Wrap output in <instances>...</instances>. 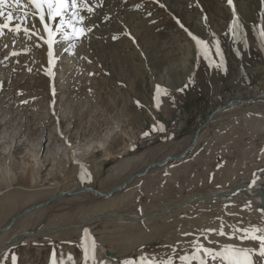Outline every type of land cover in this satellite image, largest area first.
Masks as SVG:
<instances>
[{
    "label": "rangeland",
    "instance_id": "1",
    "mask_svg": "<svg viewBox=\"0 0 264 264\" xmlns=\"http://www.w3.org/2000/svg\"><path fill=\"white\" fill-rule=\"evenodd\" d=\"M223 3L78 0L76 10L85 19L76 27L91 30L70 40L56 33L51 63L41 36L29 37L21 31L0 37V173L7 179L0 174V203L14 190L39 191L47 198H35L33 203L49 201L40 214L16 226V230H42V235H32L8 249L0 256V264H83L85 242L79 236L47 237L50 232L44 231L56 225L66 227L56 232L79 230L92 240L90 245L94 241L99 264L125 260L139 264L142 256L172 258L173 264H200L201 259L206 264H228L223 257L213 259L196 252L197 242L217 252L228 244L253 248V264H264L258 241L244 238L243 231L264 227L261 205L243 198L221 205L207 195L231 184L250 190L253 181H264V96L258 97L264 94V37L260 35L264 0ZM26 9L6 6L0 22L13 10L23 26L37 31L40 21L30 10L25 20L21 12ZM137 31L140 37L133 39L131 33ZM236 92L244 102L213 118L187 157L151 170L117 192L121 202L117 215H148L138 221L148 239L132 241L138 244L124 257L116 250L106 251L101 239L114 237L116 224L105 225V214L93 216L92 204L98 199L81 195L93 194L79 192L83 178H76L73 168L102 166L92 188L84 190L106 191L110 180L114 189L149 164L180 154L209 113ZM127 161L131 165L124 168ZM68 191L79 197L68 199L73 196ZM169 212L174 213L158 219ZM197 219L202 226L195 223ZM221 228L225 235L219 234ZM62 255L69 260L63 261ZM180 256L189 260L181 261Z\"/></svg>",
    "mask_w": 264,
    "mask_h": 264
},
{
    "label": "bare ground",
    "instance_id": "2",
    "mask_svg": "<svg viewBox=\"0 0 264 264\" xmlns=\"http://www.w3.org/2000/svg\"><path fill=\"white\" fill-rule=\"evenodd\" d=\"M216 2H217V4L218 5H222V6H224V3H223V1H225V0H215ZM26 3H27V0H26ZM159 3V2H158ZM174 3V2H173ZM177 3V2H176ZM222 3V4H221ZM160 4V3H159ZM170 4V3H169ZM161 5V4H160ZM178 5H179V3H178ZM183 6V5H182ZM171 7H172V5H171ZM174 7V6H173ZM86 8V7H85ZM175 8V7H174ZM184 8V7H183ZM181 9V8H180ZM26 10H30L31 12H32V8H31V6H29L28 4H27V9ZM203 11V10H202ZM175 13V12H174ZM234 13V12H233ZM236 13V12H235ZM170 14V13H169ZM173 14V13H172ZM180 15V14H179ZM185 16V15H184ZM235 16V15H234ZM110 17V16H109ZM181 17H182V15H181ZM187 17V16H186ZM37 18H38V16H37ZM180 18V17H179ZM235 19H236V17H235ZM46 20H47V17H46ZM180 21V20H179ZM189 21V20H188ZM59 22V18H57V20L56 21H48V23H49V27H51L52 29H53V31L55 32V29H56V24ZM139 23V22H138ZM193 23H194V21H193ZM192 23V24H193ZM196 23V22H195ZM198 24V23H197ZM178 25H179V23H178ZM208 25V24H207ZM124 26V25H123ZM238 27V26H237ZM198 28H199V26H198ZM133 29V28H132ZM37 31H39V33H40V35L39 36H41V37H43V39H44V41L42 40V42H43V46L45 47V50L47 51V53H46V55L48 56V46H47V43H46V40H47V33L46 32H44V30H43V25L41 24V23H39L38 24V27H37V29H36ZM188 31V30H187ZM6 33H10V32H8V30H5V34ZM135 33V34H134ZM132 32L131 34H133L132 36H133V39H138L139 37H140V34H139V32L137 31V32ZM235 34V33H234ZM57 39V38H56ZM53 40H55V36L53 37ZM55 42V41H54ZM191 42V41H190ZM53 48V47H52ZM207 50V49H206ZM2 51V50H1ZM207 54V53H206ZM2 58V57H1ZM3 60V59H2ZM103 60V59H102ZM206 60V59H205ZM149 70V69H148ZM256 91V90H255ZM251 92V91H250ZM245 93H248V91H246ZM240 95V93L239 92H236V93H234V97H232L231 99H225V103H228L230 100H237V99H240L238 96ZM216 98H217V96H216ZM250 98V97H249ZM262 99V98H261ZM248 100V99H247ZM257 101V100H256ZM224 103V104H225ZM237 105H239V104H237ZM237 105H235V106H237ZM246 105V104H245ZM249 105V104H248ZM253 105V104H252ZM234 106V107H235ZM221 107V106H220ZM220 107H218V108H220ZM135 108V107H134ZM133 109V108H132ZM137 110V109H136ZM214 111V110H213ZM212 111V112H213ZM228 112V111H227ZM221 113V112H220ZM220 113H218V114H220ZM217 114V115H218ZM216 115V116H217ZM215 116V117H216ZM208 117V116H207ZM214 117V118H215ZM218 117H220V116H218ZM217 118V117H216ZM211 122H212V120H211ZM201 126V125H200ZM194 135V134H193ZM201 135V134H200ZM199 135V138L201 137ZM192 139H193V137H191V140H190V142H189V144L185 147V149L190 145V143H191V141H192ZM132 141V140H131ZM199 141V140H198ZM127 145V144H126ZM197 145V144H196ZM225 145H227V144H225ZM229 145H231V144H229ZM126 147V146H125ZM124 147V148H125ZM221 147V146H220ZM238 148V147H237ZM184 149V150H185ZM127 150V149H126ZM183 150V151H184ZM182 151V152H183ZM227 152V151H226ZM229 152V151H228ZM241 153V152H240ZM224 155H225V153H224ZM223 155V156H224ZM168 156H171V155H168ZM166 157V156H165ZM164 157V158H165ZM231 157V156H230ZM163 158V159H164ZM241 158V157H240ZM163 159H161L160 161H162ZM108 160V159H107ZM134 160V159H133ZM228 160V159H227ZM236 160V159H235ZM239 160V159H238ZM242 161V160H241ZM240 161V162H241ZM232 162V161H231ZM78 163V162H77ZM127 164L124 166V168H128L130 165H131V162L130 161H127L126 162ZM172 163H174V162H169V163H167L166 165H168V164H172ZM242 163V162H241ZM237 164V163H236ZM165 165V166H166ZM230 165V164H229ZM222 166V165H221ZM231 166V165H230ZM235 166V165H234ZM240 166V165H239ZM102 167V166H101ZM101 167L100 166H96L95 165V167H94V164H93V166H91V167H89V166H79L78 168H73V173H76L75 174V177L77 178L78 176L81 178H83V180H82V182H81V185H80V189H79V191H81V190H84V189H87V188H92V186H93V182L95 183V181H93L94 180V178H96L97 177V175L99 174V171H100V169H101ZM229 167V166H228ZM233 167V166H232ZM237 167H238V165H237ZM231 168V167H230ZM157 169V168H156ZM225 169V168H224ZM232 169V168H231ZM122 170L124 171L125 169H123L122 168ZM143 170V169H142ZM154 170V169H153ZM121 171V170H120ZM228 171H230V170H228ZM227 171V172H228ZM235 171V170H234ZM5 173V172H4ZM217 173V172H216ZM1 174V173H0ZM121 174V173H120ZM135 174V173H134ZM133 174V175H134ZM227 174V173H226ZM4 174H1V178L2 179H5L6 177H4L3 176ZM6 175V174H5ZM132 175V176H133ZM214 175V174H213ZM223 174H221V176H222ZM227 175H229V173L227 174ZM250 175H251V173H250ZM249 175V176H250ZM117 176V175H116ZM115 176V177H116ZM132 176H129V178H127L125 181H127L128 179H130ZM218 176V175H217ZM220 176V177H221ZM113 177V176H112ZM115 177H113V178H115ZM119 177V176H118ZM220 177H218V179L220 178ZM229 177H231V176H228V178ZM117 178V177H116ZM120 178V177H119ZM223 178H224V175H223ZM1 179V180H2ZM23 179H25V177H23ZM21 180V183H22V185H24V186H26L27 184V182L25 181V180ZM118 179V178H117ZM121 179V178H120ZM249 179V178H248ZM6 180L7 179H5V182H6ZM134 179H132L131 181H133ZM136 180V179H135ZM225 180V179H224ZM108 181V180H107ZM125 181H123V183L125 182ZM131 181H129V183L131 182ZM217 181V180H216ZM228 181V180H227ZM3 182H4V180H3ZM4 182V183H5ZM224 182V181H223ZM105 183V182H104ZM107 184H108V186L107 187H109L108 188V190H100V191H98V192H100V193H102V194H104L105 195V197H99V196H96L95 194L94 195H89V194H81L82 196H90V197H92V198H96V199H98V202L97 203H95V204H92L93 206H92V208H94V210L92 211L93 213H91V214H93V216H96V215H98V214H105L106 215V217H105V219H103V223H105V225L106 224H109V223H115L116 225L113 227V235H114V237H111V236H109V235H106L107 236V238H103V239H101V242L100 243H102V246L105 248L106 247V251H108V252H114L115 250L117 251L116 253H119V255H120V257H124L125 256V254H130V252L132 251V249H133V247H135V245H137L138 243H133V242H143V241H145V240H147L148 238H146L145 239V232H143L142 230H141V227H139V220H140V217L141 216H144L145 218L146 217H148V215H140V214H134V215H128V216H126V215H123L122 213H121V216H119V215H117V214H119V212H118V208H117V206L118 205H120V203L121 202H118L117 201V197H118V195L121 193V192H118L119 194H117V192H115V193H113L112 195H110V196H107V193H109L110 191H112V190H114L115 188H117V187H115L114 189H112L110 186H111V183H114L113 181H109V182H106ZM122 183V184H123ZM129 183H127V185L129 184ZM192 183V182H191ZM221 183V182H220ZM225 183V182H224ZM101 184H103V183H101ZM117 184V183H116ZM116 184H115V186H116ZM120 184L121 183H119V186H120ZM121 184V185H122ZM230 184V183H229ZM126 185V186H127ZM226 185V184H225ZM234 185H236V184H234ZM234 185L233 184H231V185H229V186H223V187H219V189L217 188L216 190H214V191H210V192H208L209 194H207V195H209V196H211V197H209V198H213L212 199V203H213V201H214V203L216 202V203H218V204H223V203H227V202H229V201H237V200H239V199H241V198H243V199H246V200H248V201H252L255 205L256 204H259V206L261 205V208H263L264 209V181H256L255 183H254V185H253V188H251L250 190H248V189H240L237 193H236V195L234 194V195H232V196H228L227 194L230 192V190H232L233 189V187H234ZM27 186H29V185H27ZM26 186V188H29V187H27ZM112 186H114V185H112ZM70 186H68V188H69ZM110 189H112V190H110ZM110 190V191H109ZM123 190V189H122ZM64 191V190H63ZM61 192V194H62V190H60L59 191V193ZM66 192V191H65ZM68 192H70V194H72V192L71 191H68ZM107 192V193H106ZM59 193H56L57 195L59 194ZM55 194V195H56ZM67 194H69V193H67ZM115 194V195H114ZM196 194V193H195ZM223 194V195H222ZM73 196L72 197H67L68 199H71V200H76V198H78L79 197V195L78 196H75V194H72ZM178 195V194H177ZM190 195V194H189ZM51 196H53V194L52 195H49V198L51 197ZM174 196V195H173ZM192 196H194V195H192ZM219 196V197H218ZM41 197H44L43 196V193H41V192H39V191H33V190H14V192H10V194H8V195H6V196H3V198H2V203H0V256H2L8 249H10V248H7L8 246H11V245H16V242H18V241H22L21 243H23L27 238H29V237H32L33 238V236L32 235H34L35 237H39V236H41L42 235V233L43 232H40V231H42V230H40L39 232H37V230H34V231H36V232H32L31 231V229L29 230V229H27V227H25V228H23V227H21L19 230L17 229L16 230V228L19 226V224H21V223H23V222H28V220L31 218V216L34 214V213H36L37 215H38V213L42 210H45V208L44 207H42L40 210H38V211H34V210H32L31 212H29L28 214H26L23 218H21L20 220H18V221H16V222H14L13 223V225L8 229V230H2L13 218H15V217H17L19 214H21V213H23L25 210H27V209H30V208H32V207H34V206H36V205H38V204H40V202L38 201V202H34L33 203V201H34V199L35 198H41ZM46 197V196H45ZM44 197V198H45ZM177 197V196H176ZM203 197H206V196H203ZM208 197V196H207ZM206 197V198H207ZM43 198V199H44ZM65 198V197H64ZM178 198V197H177ZM184 198V197H183ZM182 198V199H183ZM188 198V197H187ZM189 198H190V196H189ZM229 198V199H228ZM45 199H47V198H45ZM44 199V200H45ZM66 199V198H65ZM174 199V198H173ZM243 199H242V201H243ZM1 200V199H0ZM41 200V199H40ZM81 200V199H80ZM207 200V199H206ZM37 201V200H36ZM43 201V200H42ZM180 201V200H179ZM178 201V202H179ZM195 201V200H194ZM44 202V201H43ZM176 202V201H175ZM183 202V201H182ZM237 202H239V201H237ZM32 203V204H31ZM195 203V202H194ZM199 203H201V202H198V201H196V203L195 204H199ZM209 203V202H208ZM211 202H210V204H212ZM253 203H251V204H253ZM29 204H31V205H29ZM179 204V203H178ZM203 204V203H202ZM201 204V205H202ZM241 204V203H240ZM246 204H248V203H246ZM48 205V204H47ZM181 205V204H180ZM189 206H190V204H188ZM201 205H200V207H201ZM204 205V204H203ZM207 205H209V204H207ZM229 205V204H228ZM193 206V205H192ZM196 206V205H195ZM199 206V205H198ZM215 206V205H214ZM204 207H205V205H204ZM254 207V206H253ZM19 208V211L16 213V214H13L14 213V211L16 210V209H18ZM73 208V207H72ZM191 208V207H190ZM194 208V207H193ZM199 208V207H198ZM213 208H215V207H213ZM239 209V208H238ZM21 210V211H20ZM166 210V209H165ZM199 210V209H198ZM202 210V209H201ZM233 211V210H232ZM91 212V211H90ZM174 212H178L177 210H175ZM174 212H169L166 216H164V215H162L161 217H159L158 219H164V218H169L170 217V215L172 214V213H174ZM244 212V211H243ZM248 212V211H247ZM246 211L244 212V215H247V216H253L250 212L249 213H247ZM44 213V212H43ZM11 214H13L12 216H11ZM40 214V213H39ZM160 214V213H159ZM186 214V213H185ZM151 215V214H150ZM117 216V217H116ZM156 216V215H155ZM168 216V217H167ZM98 217V216H97ZM96 217V218H97ZM178 217H180V216H178ZM200 217V216H199ZM203 217V216H202ZM201 217V218H202ZM91 218V217H90ZM99 218V217H98ZM204 218V217H203ZM206 218V217H205ZM250 218V217H249ZM34 219V218H33ZM38 219V218H37ZM151 219V218H150ZM93 220H94V218H93ZM143 220V219H142ZM198 220V219H197ZM203 220V219H202ZM206 220V219H205ZM204 220V221H205ZM247 220V219H246ZM64 221V220H63ZM95 222H96V220H94ZM99 221V220H98ZM146 221V223H148V221L149 220H145ZM194 221V220H193ZM208 221V220H207ZM95 222H93V224H97V222L95 223ZM142 222V221H141ZM150 222V221H149ZM210 222V221H209ZM99 223V222H98ZM143 223V222H142ZM193 224H194V222H192ZM195 223H198L199 225L202 223L201 222V220L199 221H196ZM63 224V223H62ZM197 224V225H198ZM203 224H205L206 225V223H203ZM190 225V224H189ZM188 225V226H189ZM209 225V224H208ZM17 226V227H16ZM53 226V225H52ZM200 226H202V225H200ZM42 227V226H41ZM59 227H63V226H58V225H56V227H54L53 229H51V230H45L44 232H50V235L49 236H47L48 238H57V237H61V238H64L65 240H69L70 238H71V236H75L76 235V237L77 236H79V240H81V241H83V242H85L84 244H83V248H84V250H83V252L81 253V258H82V261H83V264H99V259H98V257H97V248H96V251H95V249L93 248V246L92 245H90L91 244V242H92V240L91 239H89L88 238V236L86 235V234H84V235H81L78 231L79 230H73V229H71V230H66V231H61V232H56V229L57 228H59ZM209 227V226H208ZM19 228V227H18ZM63 228H66V227H63ZM212 228V227H211ZM14 229V230H13ZM103 229H105V228H103ZM111 229V228H110ZM205 229V228H204ZM55 230V231H54ZM111 230V231H112ZM197 230V229H196ZM105 231V230H104ZM199 233V232H198ZM104 236V235H103ZM34 237V238H35ZM81 237V238H80ZM42 238V237H41ZM43 238H46V237H43ZM78 238V237H77ZM34 240V239H33ZM37 240V239H36ZM100 240V239H99ZM133 241V242H132ZM99 242V241H98ZM41 243V242H40ZM141 246V245H140ZM12 248V247H11ZM103 249V248H102ZM97 253V254H96ZM111 254V253H110ZM112 255H113V253H112ZM118 256V255H117ZM62 259H63V261H66V260H69V258H68V255H62ZM227 260V259H226ZM106 262V261H105ZM227 262H228V264H230V262L227 260Z\"/></svg>",
    "mask_w": 264,
    "mask_h": 264
},
{
    "label": "snow or ice",
    "instance_id": "3",
    "mask_svg": "<svg viewBox=\"0 0 264 264\" xmlns=\"http://www.w3.org/2000/svg\"><path fill=\"white\" fill-rule=\"evenodd\" d=\"M83 0H81V3ZM78 0H27V4L31 6L32 12L31 15L33 17H37L40 23L43 25L44 32L47 33V46H48V56H49V63L52 62L51 58L53 57L52 47H53V37L56 33H62L64 39H72V38H79L84 35L86 32L90 31L91 29H87L84 27H76L77 22H83L84 16L80 15L77 9ZM229 4H232V0H228ZM6 6H22V0H0V18L5 16V8ZM84 7L87 8L88 12L92 11L91 7H88L86 4ZM138 7V6H137ZM29 11H23L22 16L26 20L29 16ZM47 17V20H46ZM68 17L66 20L65 18ZM59 18V22L56 24L55 32L51 27H49L48 21H56ZM78 18V20H77ZM14 26H13V22ZM24 21L21 20L19 17L14 16L13 10L7 11V17L4 22H0V37L5 35V30L8 32L18 35L21 31L26 36L36 35L39 36V31H33V29L28 28L27 26H23ZM35 26L33 25V28ZM70 28L71 32L69 33L65 29ZM261 37H264V26H262L260 31ZM43 39V37H41ZM195 39V37H194ZM197 44L205 47L206 42L203 40H197ZM4 47L6 48L7 45L5 44ZM219 54V49H217ZM206 54V53H205ZM11 55L16 56L18 53L12 52ZM7 58V57H5ZM223 63V61H221ZM161 92V88L158 85L156 88V93L159 95ZM139 103V102H137ZM145 136L148 133H144ZM255 183V181H253ZM262 214H264V209H260ZM87 231V230H85ZM208 231H216L215 229H209ZM245 233L244 238H250L253 241H258V254L259 256L264 259V227L261 226H252L250 229H244ZM259 233V234H258ZM220 235H225L223 229L219 230ZM93 248H94V241H93ZM255 250L253 248L248 247H237L232 244L225 245L220 251H214L212 248L205 247L199 242H197L196 252H203L205 256H210L213 259L220 256L224 259H227L230 264H253L252 254ZM179 259L181 261L187 262L189 260L188 256H180ZM15 261V257H13ZM55 264V261H53ZM123 264H136L134 260H125ZM139 264H173L172 258H168L166 260H157V259H148L146 257H140ZM200 264H206V262L201 259Z\"/></svg>",
    "mask_w": 264,
    "mask_h": 264
},
{
    "label": "water",
    "instance_id": "4",
    "mask_svg": "<svg viewBox=\"0 0 264 264\" xmlns=\"http://www.w3.org/2000/svg\"><path fill=\"white\" fill-rule=\"evenodd\" d=\"M264 96V94L262 95H259L258 97H262ZM253 99H248L247 102H252ZM244 101L243 100H240V99H237V100H230L228 103H225L223 106H221L220 108H216L213 112L209 113L206 121L201 125L199 126L195 132H194V135H193V139L190 143V145L183 151L181 152L180 154L178 155H171V156H166L162 161H158V162H155V163H152V164H149L148 166H146L143 170H141L140 172H137L135 173L130 179H128L127 181H125L122 185L118 186L117 188H115L114 190L110 191L109 193H107V196H110L112 195L113 193L117 192V191H120L122 189H124L127 185V183H129V181H131L132 179H135V178H141L142 176H144L146 173H148L149 171L153 170V169H156V168H162L164 167L167 163L169 162H179L181 160H183L185 157H187V155L195 148L198 140H199V135L201 134V132H203V130L210 124L211 120H213V118L220 112H223L225 110H228V109H231L233 108L235 105L237 104H240V103H243ZM240 189H248V187L246 185H243V184H240V185H237V186H234L232 190H230V192L227 194L228 196H232L234 194H236ZM79 192H88V193H91V194H95L96 196H99V197H105L104 194L96 191V190H93V189H90V190H84V191H79ZM63 194H61L62 196ZM68 195V194H67ZM66 195V196H67ZM223 195V194H222ZM219 197V196H218ZM54 198V197H53ZM47 203H49V201H45V203L43 204H38L30 209H27L25 210L23 213L19 214L17 217L13 218L2 230H8L14 222L20 220L21 218H23L26 214H28L29 212H31L32 210H35V209H40L42 207H44V205H46ZM171 208H169L168 210H170ZM167 210V211H168ZM159 215V214H158ZM22 241H18L16 242V245H11V246H8L7 248H13L15 246H19L21 245ZM110 255V254H109Z\"/></svg>",
    "mask_w": 264,
    "mask_h": 264
}]
</instances>
